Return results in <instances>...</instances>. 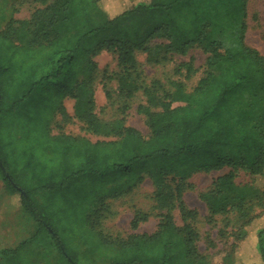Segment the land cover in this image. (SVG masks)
I'll use <instances>...</instances> for the list:
<instances>
[{
    "label": "trees",
    "instance_id": "16d2710c",
    "mask_svg": "<svg viewBox=\"0 0 264 264\" xmlns=\"http://www.w3.org/2000/svg\"><path fill=\"white\" fill-rule=\"evenodd\" d=\"M33 2L41 7L28 21H9L0 31V85L4 86L0 103H7L0 105V115L16 113L33 93L45 92L53 84L62 86L60 98L76 99L92 82V58L103 50L116 55L119 71L112 77L121 100L119 114L126 113L127 102L136 92L140 91L145 101L136 111L144 117L147 137L126 127L124 118L112 126L102 123L93 112L90 95L84 94L77 102L76 117L88 132L117 138L95 143L81 138L86 148V174H99L106 183L120 178L128 182L95 197L94 208L86 214V232L97 236L94 224L106 197H120L144 177L155 188L158 208L165 211L159 214L153 234H132L118 240L112 264H208L196 247L198 235L191 223L197 214L185 206L182 194L185 181L193 175L223 170L228 172L199 195L208 223L230 213L240 222L221 264H264V225L258 221L264 217V58L245 44L247 0H149L115 15L102 0ZM153 40L167 42L160 60L170 54L184 56L193 47L206 54L203 77L191 91L179 81L165 89L159 82L141 80L135 54L146 51ZM185 68L191 72L189 64ZM77 70L86 80L72 85ZM7 78H17L12 91L7 90ZM174 103L180 105L173 107ZM60 108L59 103L58 111ZM67 138L81 143L78 138ZM5 169L8 177L3 176V182L11 193L19 195L22 208L37 224L33 235L37 236L47 229L34 202V197L41 196L18 188ZM240 172L248 177V183H235ZM69 175L72 179L76 173ZM38 187L50 190L47 184ZM175 209L181 226L173 221ZM147 217L135 212L131 230ZM228 223L223 220L225 228ZM251 233L254 244L250 241L248 247ZM52 239L59 247L53 235ZM98 239L101 245V234ZM18 249L0 250V257L7 258ZM239 250L247 256L243 262L235 257Z\"/></svg>",
    "mask_w": 264,
    "mask_h": 264
},
{
    "label": "rangeland",
    "instance_id": "374dc122",
    "mask_svg": "<svg viewBox=\"0 0 264 264\" xmlns=\"http://www.w3.org/2000/svg\"><path fill=\"white\" fill-rule=\"evenodd\" d=\"M102 1L114 15L131 9L137 2H149ZM40 7L33 0H0V31L6 28L9 21H28L31 14ZM244 22L245 44L258 51L264 58V0H247ZM225 27H228L227 23ZM166 45V41L153 40L147 45L146 51L136 52V68L141 80L146 84L159 82L165 89H168L171 83L179 81L184 84L187 92L191 91L203 77L206 54L200 47H193L184 56L170 54L166 60H160L165 54ZM92 62L95 64L92 82L76 99L70 96L60 98L64 90L61 85L53 84L45 92L33 93L23 103V108L18 109L16 113L0 115V248L14 246L18 239L13 236L21 237L22 240L28 237V233L33 234L37 228L30 214L22 208L19 195L11 193L5 186L2 168L5 172V168L8 169L18 188L27 192L34 190V193H37L34 196H41L34 197L36 212L48 229L45 227L37 236H29L30 239L7 258L1 256L0 264H71L70 261L73 264H112L118 240H124L132 234H153L160 220L159 214L165 212L158 208L155 188L144 177L139 184L120 197H106L101 216L94 224L97 236L86 232V214L94 208L95 197L101 196L102 192H107L115 185L128 182L120 178L106 183L100 179L99 174L96 177L86 174L83 158L86 148L82 139L95 143L115 142L117 138L111 134L103 137L88 132L76 117L78 99L84 94L90 95L93 112L104 124L112 126L124 118L126 127L135 129L143 137L149 134L144 117L136 111L139 105L145 104L140 91L127 102L129 108L126 113L119 114L121 100L117 96V82L112 77L119 71L116 55L103 50L92 58ZM185 64L190 65V73L186 71ZM84 80L86 75L77 70L71 84L78 85ZM16 81L7 78L8 91H12ZM3 87L0 85L2 96ZM0 105L7 106V103ZM178 105L180 104H172L173 107ZM67 136L78 138L77 141L81 143L70 142ZM227 172L228 170H223L210 174H195L184 183L183 202L197 214L196 221L190 222L198 235L196 247L198 253L206 257L208 264H221L223 253L233 243L234 228L240 223L235 213L215 216L212 222L208 223L205 204L199 199V195L210 189L213 180ZM75 173L70 179L69 174L73 176ZM73 179L76 180L72 182ZM109 180L110 178H105V181ZM168 181L173 185L170 178ZM235 183L244 185L248 183V177L240 172ZM41 184H47L50 190L42 191L38 187ZM26 206L30 207L29 201ZM135 212L148 217L132 231L130 221ZM258 212L259 209L255 211ZM172 216L174 223L181 226L177 209L173 210ZM224 219L229 222L226 228L223 225ZM258 221L259 225H264V217ZM50 232L59 247L55 245ZM98 234L103 238L101 245ZM252 237L253 233L246 241L248 247ZM251 243L254 244L253 241ZM235 257L243 262L247 256L239 250Z\"/></svg>",
    "mask_w": 264,
    "mask_h": 264
},
{
    "label": "crops",
    "instance_id": "0c3cea01",
    "mask_svg": "<svg viewBox=\"0 0 264 264\" xmlns=\"http://www.w3.org/2000/svg\"><path fill=\"white\" fill-rule=\"evenodd\" d=\"M11 211L15 212V210H11ZM16 212H17V211H16ZM36 229H37V228H36ZM36 229H35V231H36ZM34 233H35V232H34ZM34 233H33V234L28 233V234H27L28 237L25 238V239H22V240H20L21 237H20V238H16L17 236H13V238L18 239L17 242H16V244H15L14 246H4V247H1L0 250H15V249L18 248L19 246H22L26 241H28V240L30 239L29 236L32 237V236L34 235ZM15 239H14V240H15Z\"/></svg>",
    "mask_w": 264,
    "mask_h": 264
},
{
    "label": "water",
    "instance_id": "95a60500",
    "mask_svg": "<svg viewBox=\"0 0 264 264\" xmlns=\"http://www.w3.org/2000/svg\"><path fill=\"white\" fill-rule=\"evenodd\" d=\"M1 172L4 174L5 177H8L7 173L4 171L3 168L1 169ZM26 203L28 204V201H26ZM28 208H30V207H28Z\"/></svg>",
    "mask_w": 264,
    "mask_h": 264
}]
</instances>
